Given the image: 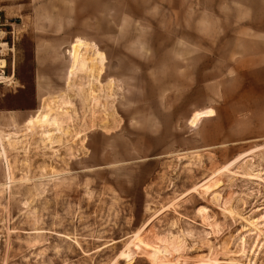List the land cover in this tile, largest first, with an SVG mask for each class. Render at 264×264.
<instances>
[{"label": "rangeland", "instance_id": "374dc122", "mask_svg": "<svg viewBox=\"0 0 264 264\" xmlns=\"http://www.w3.org/2000/svg\"><path fill=\"white\" fill-rule=\"evenodd\" d=\"M4 3L0 264H264V50H163L136 0Z\"/></svg>", "mask_w": 264, "mask_h": 264}, {"label": "crops", "instance_id": "0c3cea01", "mask_svg": "<svg viewBox=\"0 0 264 264\" xmlns=\"http://www.w3.org/2000/svg\"><path fill=\"white\" fill-rule=\"evenodd\" d=\"M7 12L19 13L24 5L32 3L65 2L75 3V12L82 2H107L113 4L105 15L115 19L116 0H5ZM135 1V0H132ZM146 4L147 18L157 20L162 34L173 37L163 50L174 51H213V50H264V0H136ZM250 20V31L245 30V21ZM229 28H235L229 31ZM159 31V32H160ZM231 33V35H229ZM229 35V36H228ZM232 41L239 46H215ZM85 47V42L78 38L71 49ZM99 60L102 61V59Z\"/></svg>", "mask_w": 264, "mask_h": 264}, {"label": "built area", "instance_id": "2783aa9c", "mask_svg": "<svg viewBox=\"0 0 264 264\" xmlns=\"http://www.w3.org/2000/svg\"><path fill=\"white\" fill-rule=\"evenodd\" d=\"M16 21L8 22L6 20L2 5L0 4V76L5 74L6 70V57L4 53V45L12 51L14 48L15 40L18 35ZM1 81V79H0Z\"/></svg>", "mask_w": 264, "mask_h": 264}, {"label": "bare ground", "instance_id": "6f19581e", "mask_svg": "<svg viewBox=\"0 0 264 264\" xmlns=\"http://www.w3.org/2000/svg\"><path fill=\"white\" fill-rule=\"evenodd\" d=\"M5 46V45H4ZM0 79H2V77L0 76ZM0 83H2V81H0ZM60 120H62V117L60 118ZM80 134V133H79ZM41 142V141H40ZM48 165V164H47Z\"/></svg>", "mask_w": 264, "mask_h": 264}]
</instances>
